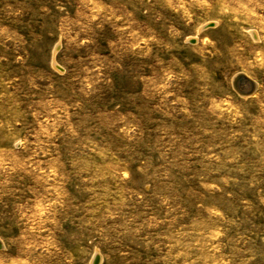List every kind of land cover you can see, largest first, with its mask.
I'll use <instances>...</instances> for the list:
<instances>
[{"label": "rangeland", "instance_id": "rangeland-1", "mask_svg": "<svg viewBox=\"0 0 264 264\" xmlns=\"http://www.w3.org/2000/svg\"><path fill=\"white\" fill-rule=\"evenodd\" d=\"M0 242L264 264V0H0Z\"/></svg>", "mask_w": 264, "mask_h": 264}, {"label": "bare ground", "instance_id": "bare-ground-1", "mask_svg": "<svg viewBox=\"0 0 264 264\" xmlns=\"http://www.w3.org/2000/svg\"><path fill=\"white\" fill-rule=\"evenodd\" d=\"M242 73L245 74V75H247L244 72H242ZM238 74L239 73L235 74L234 77H233V80H232L233 87L236 86L237 90H239L240 93H243L241 95L244 96V97H246L248 95H244V94H247L248 92H250L252 90L254 84H251L249 80H245L244 78H238V79H236V77L238 76ZM247 76L249 78H251L249 75H247ZM251 79L254 80L253 78H251ZM255 87H256V82H255ZM93 262H94V259H93Z\"/></svg>", "mask_w": 264, "mask_h": 264}, {"label": "water", "instance_id": "water-1", "mask_svg": "<svg viewBox=\"0 0 264 264\" xmlns=\"http://www.w3.org/2000/svg\"><path fill=\"white\" fill-rule=\"evenodd\" d=\"M238 78H244L245 80H249L251 84H254L252 90L250 92H248L247 94H244V95H250L251 93H253V91L256 88L255 87V81L252 80L251 78H249L247 75L243 74L242 72L239 73L238 76L236 77V79H238ZM233 88L238 94H240V95L243 94V93H240L239 90H237L236 86H234Z\"/></svg>", "mask_w": 264, "mask_h": 264}]
</instances>
